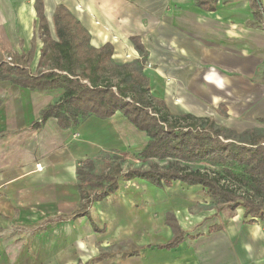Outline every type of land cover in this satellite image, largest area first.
<instances>
[{
  "label": "crops",
  "instance_id": "1",
  "mask_svg": "<svg viewBox=\"0 0 264 264\" xmlns=\"http://www.w3.org/2000/svg\"><path fill=\"white\" fill-rule=\"evenodd\" d=\"M35 1L0 0V64L26 66L31 74L42 69L45 44ZM201 1L43 3L54 39L53 16L63 3L90 31L94 47L114 44V63L143 58L131 40L139 36L148 51L143 73L151 93L173 114L211 117L239 132L264 129V13L251 0ZM63 95V89L0 82V264H264V220L246 217L242 206L216 211L207 230L186 232L179 246L167 249L158 245L174 230L164 213L153 218L151 202L156 190L172 186L136 178L134 188L120 180L104 199H82V161L94 165L110 151L140 153L149 136L120 111L110 118L89 115L69 127L51 117L34 127L42 109ZM190 186L201 193L192 195L209 197L203 186ZM129 237L123 250L109 249ZM131 246L140 253L124 255Z\"/></svg>",
  "mask_w": 264,
  "mask_h": 264
},
{
  "label": "trees",
  "instance_id": "2",
  "mask_svg": "<svg viewBox=\"0 0 264 264\" xmlns=\"http://www.w3.org/2000/svg\"><path fill=\"white\" fill-rule=\"evenodd\" d=\"M251 1L259 14L264 13L260 0ZM201 4L204 5L203 0ZM35 8L45 36L39 63L42 69L31 74L26 66L0 64V82L10 81L30 89L64 90L59 101L42 109L40 120L33 126L39 127L55 117L61 127H69L89 115L110 118L120 111L149 136L147 145L139 153L140 157L150 160L147 167L124 170L116 162L111 170L94 173L88 168L93 161H82L77 168L82 199H104L119 189L121 179H143L159 188L171 187L174 183L201 185L222 208L236 210L242 206L246 217L264 220V129L254 127L239 132L216 124L211 117L173 114L162 98L151 93L149 77L143 73L148 51L139 36L131 40L143 58L114 63V44L107 42L94 47L90 31L65 4L58 3L53 16L58 39L51 35L43 0H36ZM112 67L116 70L113 73ZM114 75L118 77L115 82L111 77ZM260 121L264 122V118ZM159 160H166L167 165H161ZM194 162L220 165L230 179L190 167L189 163ZM233 166L241 168L242 173L236 174ZM166 223L173 228L174 236L158 247L171 249L185 240L186 231L173 212L167 214ZM140 249L131 246L124 255H138Z\"/></svg>",
  "mask_w": 264,
  "mask_h": 264
},
{
  "label": "rangeland",
  "instance_id": "3",
  "mask_svg": "<svg viewBox=\"0 0 264 264\" xmlns=\"http://www.w3.org/2000/svg\"><path fill=\"white\" fill-rule=\"evenodd\" d=\"M41 37L45 38L44 34H42ZM115 71L116 70L112 67L111 73ZM111 77L114 82L118 79L117 75ZM116 162H120L123 169L127 170L133 166L147 167L150 160L140 157L139 153L134 151L103 152V155L96 160L94 165L90 167V170L96 173H101L108 169L111 170L114 165H111L110 168H108L109 164H115ZM159 162L163 166L167 165L166 160H159ZM180 163L186 164L185 162ZM189 166L192 168H200L211 173L215 172L221 176L223 175L225 178H229L227 177L229 175L225 174L224 168L220 165H213L208 162H194L189 163ZM232 169L236 174L242 173V169L238 166H233ZM121 183L127 187L132 186L134 188H139L136 180L124 181L121 179ZM199 190V188L195 190L194 186H188L181 183H175L171 189L163 188L156 190L158 192L156 195L157 197H153L151 202L153 206V218L158 219L163 213L167 216L169 212H173L178 219L179 225L186 232H194L198 229L207 230L210 221L213 220V214L217 216L220 211H223L224 207L222 208V204L214 201L212 198L204 197V195L198 197L197 195L191 194L195 191L199 193ZM163 193H165L166 196ZM132 241L133 240L129 237V239L121 240L110 246L109 249L117 251L120 248V250H123L131 244Z\"/></svg>",
  "mask_w": 264,
  "mask_h": 264
},
{
  "label": "built area",
  "instance_id": "4",
  "mask_svg": "<svg viewBox=\"0 0 264 264\" xmlns=\"http://www.w3.org/2000/svg\"><path fill=\"white\" fill-rule=\"evenodd\" d=\"M11 60H12V58L9 57V58H8V62H11Z\"/></svg>",
  "mask_w": 264,
  "mask_h": 264
}]
</instances>
